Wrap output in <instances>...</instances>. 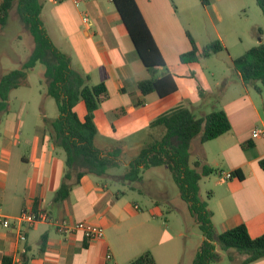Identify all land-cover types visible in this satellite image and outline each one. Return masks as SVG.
<instances>
[{"label":"crops","instance_id":"obj_1","mask_svg":"<svg viewBox=\"0 0 264 264\" xmlns=\"http://www.w3.org/2000/svg\"><path fill=\"white\" fill-rule=\"evenodd\" d=\"M135 2L177 86L175 93L165 98L156 97L149 103L146 98L151 94L141 97L137 84L151 75L142 65L111 0H78L77 5L72 0L55 3L44 0L41 11V19L50 39L61 52L69 56L72 67L87 75L90 84L105 85L107 96L94 113V123L97 134L101 132L108 138H125L142 132L144 126L149 129L150 123L160 112L182 103L190 106L191 110L197 109L199 91L210 90L212 86L217 88L222 84V80L215 81L213 85L209 83L201 67V58L196 63L180 62V55L189 49L184 42L175 49L171 60L166 59L162 47L171 45L163 41L159 43V36L167 32L168 26L156 23L154 18L162 7L170 20L168 24H172L176 32L183 31L184 24L178 17L174 2ZM178 2L180 4L181 0ZM158 3L160 6H157ZM208 5L201 6L206 10ZM15 7L13 4L7 24L0 28V56L10 58L6 67L0 63V78L9 72L6 69L9 65L15 69L23 63L17 47H11L20 39L19 33L6 36L7 31L15 25L24 31ZM181 9L184 11L186 8ZM84 17L88 19V24L83 23ZM255 28H259L257 24L252 29ZM214 31L217 40L226 48L216 27ZM255 41V45L264 44L262 38ZM228 58L232 65L234 58L230 55ZM234 73L232 85L238 89L234 93L235 99L221 109L227 115L231 129L204 144L198 141L193 144V140L190 151L194 148L197 160L215 170L214 174L200 180L199 189L201 192L203 185L208 190V209L217 234L243 224L249 236L256 238L264 234V174L258 165L259 160L264 158V137L253 139L251 132L255 128L264 130V108L259 103L261 91L258 92L254 85H244L240 76ZM10 113L9 108L6 115ZM44 117H41V121ZM18 121V116L11 115L5 121L6 126L0 135V214L13 219L22 212L35 210L47 219L31 228L12 225L5 229L0 226V264L3 257L10 258L12 264H128L147 251L159 264L161 253L158 255L155 250L166 239L168 227L155 224L153 214L142 212L137 203L129 204L119 197L124 192L115 194L108 184L96 180L93 175H84L71 188L67 199L54 203V193L65 171L63 159L53 158L55 146L44 125L36 126L32 143L24 146L25 152L16 150L21 144L15 134L22 136L24 131L23 122ZM246 142L252 145L243 148ZM16 152L19 153L14 155ZM53 159L61 168L57 179H52L50 183ZM235 170L241 172L242 179H221L223 173ZM137 191L140 193L141 190ZM153 203L155 206L159 204L158 201ZM58 220L70 224L86 222L100 227L103 237L89 242L80 233L61 235L54 226ZM154 224L159 231H154ZM21 236L24 240L20 239ZM178 236L184 237L181 232ZM199 239L200 245L202 236ZM42 244L44 248H41ZM217 252L221 260L223 252ZM233 252L237 253L229 251L227 256L236 264L239 259ZM169 255L171 257L166 264H175L177 255ZM250 264H264V258Z\"/></svg>","mask_w":264,"mask_h":264},{"label":"trees","instance_id":"obj_2","mask_svg":"<svg viewBox=\"0 0 264 264\" xmlns=\"http://www.w3.org/2000/svg\"><path fill=\"white\" fill-rule=\"evenodd\" d=\"M111 1L142 65L151 75L149 79L137 84L140 96L154 93L159 98H165L175 93V81L166 69L135 0ZM199 1L202 6L209 4V0ZM43 3L44 0H0V28L7 24L9 10L15 4L16 15L33 41L30 56L17 69L0 78V120L9 112V93L23 84L36 64L42 65L47 94L54 99L58 112L53 120L43 118L44 129L53 145L61 148L66 156V169L53 198L54 203H59L68 198L71 188L84 175L103 177L109 170L118 167L117 156L120 151H107L97 147L94 113L107 96L106 87L103 83L90 84L89 77L76 71L69 56L53 44L41 19ZM255 3L264 17V0H255ZM186 36L190 46L180 55L181 63H196L201 57L207 58L224 50L219 40L210 42L199 50L188 32ZM232 67L244 85H254L260 92L255 83L260 82L264 89V44L259 43L234 58ZM160 69L161 74L155 77ZM157 127L162 128L163 133L159 138H153L149 134ZM230 129L231 125L223 110H214L203 117H197L182 103L160 114L150 123L149 134L142 148L126 165L124 175L119 178L123 183H132L129 189L135 190L137 188L133 184L141 181L145 170L167 166L179 196L187 205V210L202 236L192 264L217 262L220 257L217 251L228 250L244 256L238 264H250L264 258V234L251 238L243 224L220 234L216 233L211 212L207 202L200 198L199 189L200 180L214 174L215 170L199 160L189 162V150L193 140L204 144L224 135ZM251 145V142H246L243 148ZM258 165L264 174V158L259 160ZM230 174L232 178L239 180L243 177L239 170ZM32 212L36 213L35 210ZM41 248H44L43 244ZM1 264L12 262L10 258L3 257ZM128 264L156 262L147 251Z\"/></svg>","mask_w":264,"mask_h":264},{"label":"rangeland","instance_id":"obj_3","mask_svg":"<svg viewBox=\"0 0 264 264\" xmlns=\"http://www.w3.org/2000/svg\"><path fill=\"white\" fill-rule=\"evenodd\" d=\"M171 2H174L176 8H178V17L184 24L183 31L180 33L178 31L176 32L172 24H168L170 20L167 19L162 7L160 12H156L154 18L156 23L165 24L166 27L168 26L167 32H163L159 36V43L163 41L171 45L165 48L161 46L167 60L172 59L175 49H177L182 42H184L187 47L190 46L185 32L189 33L197 48L202 49L205 45L217 40L214 31L216 27L226 46V48H224L222 45L225 50L219 53L213 54L207 58L201 57V67L209 83L213 85L215 81L222 80L221 86L217 88L212 86L210 90L200 92L199 107L192 111L197 117H203L214 110H221L222 107H225L235 99L234 93H236L238 89L236 86L232 85V82L235 81V71L228 56L230 55L231 58H236L242 55L255 45V40L258 38H262L264 41V17L256 5L255 0H210V4L206 7V10L200 5L198 0H181L180 4L178 0H171ZM157 6H160V3H158ZM181 8L186 9L182 11ZM255 24H257L259 28L252 29L255 27ZM16 33H19L20 39L15 41L11 47H17V53L22 62H24L31 54L33 41L25 27L23 31L20 30L17 25L14 27L12 26L7 31L6 36L8 34L13 36ZM0 57L1 65L6 67L5 64L10 62V58L5 55ZM8 67L6 69H8L7 71L9 72L14 69L13 66L9 65ZM161 70L162 69L157 71L155 77L161 74ZM255 85L261 90L259 103L260 106L264 108L263 86L260 82H256ZM156 97L157 95L153 93L146 98V102L149 103V100H155ZM8 103L11 113L10 115L5 114L2 116V122L0 120V135L3 133L6 126L5 121L9 120L11 115L18 116V123L23 122L24 126H22L24 131L22 136H19L17 133L15 134L19 138L16 139H18V142L21 144L16 150H20L21 153H23L26 150L24 146L32 143V135L35 133L36 126H43L41 117L45 116L44 118L53 120L58 115L54 99L47 94L44 67L42 65L36 64L28 73L23 84L9 93ZM188 107L192 109L190 106ZM80 110L82 111L81 106ZM163 113L165 112H160V114ZM160 114H158V116ZM162 133V128L157 127L149 134L147 126L142 128V132L140 131L137 134L125 138H108L103 133H98L95 141L97 147L107 151L118 149L120 152L117 156L118 167L109 170L103 177L96 178L95 176L93 178L108 184L109 188H111L115 194L124 192V195H119L120 198L126 200L129 204L137 203L142 212L147 215H154L153 222L155 224L168 227L166 239L159 243L155 250V253L158 255L161 253V257L159 256L158 258L159 264H166L169 262V257H171L169 253L172 254V256L175 254L177 255L178 258H176L175 264H192L196 249L199 246V237H201V233L194 219L190 216L187 205L181 200L179 191L167 166L145 170L141 175V181L133 184L137 190H141L140 193L137 190L129 189L132 183H123L119 181V178L125 173L126 165L137 156L148 134L153 138H159ZM195 141L198 140L195 139L193 144H195ZM193 144L192 146H195ZM193 149L192 151H190L191 149L189 150L190 163L197 160ZM17 153L19 152H16L14 155H17ZM53 158L63 159V168L66 169V156L61 148L55 147ZM54 159L53 171L49 178L50 183H52V179H57L61 168V165L56 163ZM201 189L200 198L206 201L208 205V190L203 185ZM155 201L159 202L156 206L153 203ZM214 222L216 224V221ZM155 224L153 226L156 232L159 230ZM179 232H181L184 237H179ZM229 251L234 250L222 251L224 254L222 259L211 264H233L227 256V252ZM234 254H236V258L239 259V262L244 258V256L239 253Z\"/></svg>","mask_w":264,"mask_h":264},{"label":"built area","instance_id":"obj_4","mask_svg":"<svg viewBox=\"0 0 264 264\" xmlns=\"http://www.w3.org/2000/svg\"><path fill=\"white\" fill-rule=\"evenodd\" d=\"M51 3L59 2L60 0H46ZM72 2L77 5L78 0H72ZM83 23L88 24V19L86 17L83 18ZM251 137L259 138L264 137V130L255 128L251 132ZM232 178L230 173H223L221 175L222 180H230ZM47 217L41 213H26L22 212L18 217L16 218H8L0 214V226H2L5 229H9L12 225H15L17 227H25V228H31L33 225H35L38 222L45 221ZM55 229L57 232L61 235H71L80 233L82 237L86 241H95L100 240L103 237V229L91 224H88L86 222H77L74 224H70L65 220H58L54 222ZM21 240H24V237H20ZM109 260L110 258L107 257Z\"/></svg>","mask_w":264,"mask_h":264}]
</instances>
